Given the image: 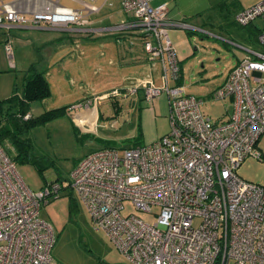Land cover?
I'll list each match as a JSON object with an SVG mask.
<instances>
[{"label": "built area", "instance_id": "built-area-1", "mask_svg": "<svg viewBox=\"0 0 264 264\" xmlns=\"http://www.w3.org/2000/svg\"><path fill=\"white\" fill-rule=\"evenodd\" d=\"M77 1L81 7L49 0L48 8L28 14L17 2H2L0 26L86 30L88 15L111 4ZM119 1L125 18L106 30L136 33L151 64H161V83L150 76L97 98L142 90L149 103L163 93L169 130L142 146L88 153L68 183L46 181L37 190L26 185L0 144V264H53L55 233L40 217V208L65 187L75 190L94 227L105 231L131 264H264V184L236 173L246 158H264L258 148L264 134V30L257 35L260 48L247 49L212 93L232 103L228 117L216 123L201 110L202 98L183 85H169V78L180 77V67L168 30L188 25L168 17L166 2L153 6L151 0ZM258 16L264 17V0L240 10L235 20L244 26ZM4 48L12 57L10 40ZM125 201L144 212L157 207L155 221L122 214Z\"/></svg>", "mask_w": 264, "mask_h": 264}, {"label": "rangeland", "instance_id": "rangeland-1", "mask_svg": "<svg viewBox=\"0 0 264 264\" xmlns=\"http://www.w3.org/2000/svg\"><path fill=\"white\" fill-rule=\"evenodd\" d=\"M259 1H150L153 6L166 2L169 18L196 27L168 30L180 67V77L178 80L169 78V85H183L188 93L202 98L201 110L213 122L224 121L232 103L228 97L215 99L212 93L223 84L230 69L248 54L247 49L260 48L257 35L264 30V17L258 16L244 26L235 20L240 10ZM60 2L75 5L72 0ZM101 2L97 0L95 3L100 5ZM108 2L111 4L104 5L91 18L105 19L121 9L119 0ZM3 30L0 28V144L14 159L17 172L30 189H39L45 179L68 183L79 160L100 148L142 146L168 132L167 97L163 93L152 100V111L147 109L150 104L144 101L142 90L127 96L97 98L110 92L119 83L122 73L141 75L150 70L155 84L161 83V64L157 61L151 65L141 38L120 40L115 38L116 34L100 36L92 40V47L88 46L93 51H87L89 58L80 56L69 61L68 57L57 60L50 56L52 50L60 45L66 51L71 50L72 30L7 28L5 33L9 34L12 42V57L7 56L2 45ZM84 41L80 38L79 45L82 46ZM74 50L80 52L75 47ZM130 52L134 54L137 66L119 68L120 63L130 60ZM110 58L114 62H109ZM35 70L44 72L51 94L41 101L32 102L31 115L37 116L51 108L68 107L61 115L25 128L21 123L15 124L13 114L17 107L8 97L14 89L20 94L25 78ZM79 104H82L81 108L89 105L97 110L96 130L84 131L74 121L75 109H79L74 105ZM258 148L264 153V134L258 140ZM236 173L244 180L264 184V158H246ZM123 205L122 214H135L148 223H153L158 213L157 207L144 212L137 210L130 201ZM40 217L50 223L55 233L50 251L53 264H131L105 231L94 227L88 210L70 187H65L59 196L43 203ZM198 221L195 219L194 224Z\"/></svg>", "mask_w": 264, "mask_h": 264}, {"label": "crops", "instance_id": "crops-1", "mask_svg": "<svg viewBox=\"0 0 264 264\" xmlns=\"http://www.w3.org/2000/svg\"><path fill=\"white\" fill-rule=\"evenodd\" d=\"M72 1H74L75 5H69V6H73V7H81L82 6L79 1H77V0H72ZM2 2H17V5H19L20 8L23 11H25V13L28 14L29 13L28 11H30V10H35V9L39 10V9L48 8L49 0H0V5H1ZM103 6H101V8ZM101 8L99 9V11L92 12V13H90L88 15L89 18H90V23L86 27L87 28L86 30H77V29L72 30L74 32V33L71 32L72 33L71 34V38H73L72 39L73 44L71 45V50L70 51H66L63 48V45H60L59 47L54 48L52 50L50 58L57 59V60L59 58H61V60H62L64 57H68L69 61H70V59H73V61H75L80 56H85V57L89 58L90 56H89V53L87 54V51L90 50V51H88L90 53L93 52V51H91L92 49L88 48V46L92 47V45L90 44V43H93L92 40H95L96 38H98L100 36L106 37L109 34H112V35L116 34V35H114V36H116L115 38L116 39H120V40H126L127 38H129V39L140 38L136 33L132 32V31H122V32H118L117 33V32H114V31L106 30L105 27L109 26L110 24H112V23H110V21L120 22V21H122L125 18V15L122 13L121 9H118L117 12H115L114 14H112V13L109 14L107 17H105V19H101V18H97V17L91 18V15L99 13ZM170 19L174 20L172 18H170ZM174 21H176V20H174ZM179 22H182V21H179ZM186 25H188V24H186ZM0 28L4 29L2 31L4 35H1L3 37L2 45L4 47L5 42L9 41V40L11 41V39H10L9 34L5 33L6 28L3 27V26H0ZM9 28H15V29H18V28L50 29V28H47V27H33V26H30V25H26V26L12 25ZM171 28H176L177 29V28H183V27H171ZM184 28L196 29V27H192L190 25H188V27H184ZM262 29H264V28H262ZM52 30H56V29H52ZM80 38H83L85 40L84 43H83L84 47H83V45L82 46L79 45ZM60 47L62 49L59 50V51H56ZM74 47L76 49H78L80 52H76L74 50ZM114 48L112 47V49H114ZM4 50H5V48H4ZM145 53H146V51H145ZM6 54H7V52H6ZM86 54L88 56H86ZM7 56H8V54H7ZM128 57H130V60L120 63L119 64V66H120L119 68L125 69L124 67H126L127 65H128V67L132 66L133 68L137 66L136 65L137 64L136 59L135 58L133 59L134 54L130 52ZM110 59L111 60L109 62H111V63L114 62V60H112V58H110ZM10 63H13V61L10 60ZM137 71L138 70H135V72H137ZM106 75L111 76L108 73ZM120 76H121V78L118 80L119 83L116 84L112 88L122 87L124 85H128V84L134 83V82H136L138 80H143L144 78H149L150 76L153 77V74H152V72L150 70H148L147 72L145 71V74H141V75H136V74H133V73L130 72L128 74L122 73ZM153 80H154V78H153ZM151 102H149L150 106L147 107V109L150 110V111H152ZM166 102H167V99H166ZM167 106H168V104H167ZM75 111L76 112L73 115V119L79 126L82 127V130L87 131V132H91L93 130H96V125L98 124V119H99V118H97V116H98L97 110H95L96 111L95 114H93L90 111H87L86 108L75 109ZM30 114H31V112H30ZM93 115L96 116V117H94V119L92 118ZM168 115H169V109H168ZM46 181H48V180L45 179L44 182H46ZM44 182L40 185V187L44 184Z\"/></svg>", "mask_w": 264, "mask_h": 264}, {"label": "trees", "instance_id": "trees-1", "mask_svg": "<svg viewBox=\"0 0 264 264\" xmlns=\"http://www.w3.org/2000/svg\"><path fill=\"white\" fill-rule=\"evenodd\" d=\"M50 94V85L44 72L37 70L33 71L31 75L25 78L22 92L18 94L14 89L12 94L8 97V100L14 102V105L17 107V111L13 114V118L16 121L15 124L17 125V123H19L20 125L21 123V125L26 128L42 124L58 114H63L68 106L47 109L37 116H32L30 114L32 102L48 98ZM25 114H30V116L24 119Z\"/></svg>", "mask_w": 264, "mask_h": 264}, {"label": "bare ground", "instance_id": "bare-ground-1", "mask_svg": "<svg viewBox=\"0 0 264 264\" xmlns=\"http://www.w3.org/2000/svg\"><path fill=\"white\" fill-rule=\"evenodd\" d=\"M86 110L92 112L93 114H95V112H96L95 111L96 110L95 107H93V108L91 107V108L86 109ZM94 117H96V116L93 115L92 118L94 119Z\"/></svg>", "mask_w": 264, "mask_h": 264}]
</instances>
